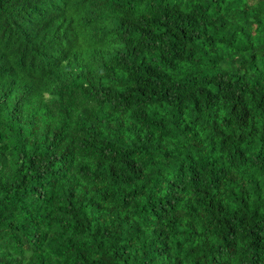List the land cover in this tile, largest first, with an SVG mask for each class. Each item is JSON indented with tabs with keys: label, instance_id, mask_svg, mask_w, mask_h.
Returning a JSON list of instances; mask_svg holds the SVG:
<instances>
[{
	"label": "trees",
	"instance_id": "1",
	"mask_svg": "<svg viewBox=\"0 0 264 264\" xmlns=\"http://www.w3.org/2000/svg\"><path fill=\"white\" fill-rule=\"evenodd\" d=\"M0 264H264V0H0Z\"/></svg>",
	"mask_w": 264,
	"mask_h": 264
}]
</instances>
